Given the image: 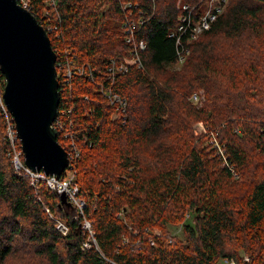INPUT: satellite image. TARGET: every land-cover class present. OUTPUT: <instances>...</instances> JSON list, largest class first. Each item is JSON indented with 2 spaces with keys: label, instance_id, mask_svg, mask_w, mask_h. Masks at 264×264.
<instances>
[{
  "label": "trees",
  "instance_id": "1",
  "mask_svg": "<svg viewBox=\"0 0 264 264\" xmlns=\"http://www.w3.org/2000/svg\"><path fill=\"white\" fill-rule=\"evenodd\" d=\"M27 1L57 54L58 140L95 242L68 200L14 170L0 69V264L15 255L22 264H264V0H228L180 71L168 69L178 59L177 0ZM128 20L146 47L141 64L112 75L114 61L131 57ZM197 88L201 106L190 100ZM106 91L126 99L121 118ZM199 120L207 132L195 135ZM212 132L223 152L211 148ZM176 222L183 238L168 230Z\"/></svg>",
  "mask_w": 264,
  "mask_h": 264
},
{
  "label": "water",
  "instance_id": "2",
  "mask_svg": "<svg viewBox=\"0 0 264 264\" xmlns=\"http://www.w3.org/2000/svg\"><path fill=\"white\" fill-rule=\"evenodd\" d=\"M57 54L48 31L18 0H0L3 99L14 118L26 164L60 178L71 163L53 124L59 114ZM63 201L66 195L61 194Z\"/></svg>",
  "mask_w": 264,
  "mask_h": 264
},
{
  "label": "built area",
  "instance_id": "3",
  "mask_svg": "<svg viewBox=\"0 0 264 264\" xmlns=\"http://www.w3.org/2000/svg\"><path fill=\"white\" fill-rule=\"evenodd\" d=\"M221 1L222 3H220V0H207V3L205 7L202 9L201 13L195 9L196 6L195 8H193L189 3H183V5H181V7L184 10V13L180 17V22L178 23L177 28L174 31H172V35L176 34L177 36V40H176L177 55H178L177 63H183L186 60L187 55L190 52L189 44L193 40H195L201 33L209 29L212 23L217 19L218 15L222 12L224 8L225 0H221ZM52 2L55 3V0H52ZM19 3L28 10H30L29 1L21 0V2ZM128 5H130V3L126 4V6ZM137 25L138 24L133 20L126 21L124 32H125L126 41L132 45L131 57L121 62L114 61L113 64L108 68L110 74L114 75L118 72L124 73L128 71L129 64H132L134 62L136 63L138 62L141 64L140 50H143L146 47V44L143 40L138 41L136 39L135 32ZM184 35L186 37L185 40H183L182 38V36ZM78 71H82V69L79 68ZM73 72L74 71L72 69H68L66 76L71 77ZM105 94L110 99L111 103L116 104V112L114 116L117 118H121V116L126 110V106H127L126 99L120 97L118 93H115L113 91H106ZM200 98L201 95L199 92H194L191 95V99L193 101H199ZM2 99L0 96V101H2ZM2 106L6 113V118H7L6 139L10 143L9 155H11L12 164L16 173L26 177L29 180L30 184L33 186H36L37 184L42 182L43 184H46L49 189L55 190L60 194L64 193L66 195L67 200L76 208L77 215L83 216L82 227L85 230H87L88 239L93 237V242H95L92 221L89 218L85 217L84 209L86 207V200L81 194L80 187L76 182L75 170L71 168L69 165V167H67V169L64 170L61 177L56 178L53 175L47 174L43 169L38 171L30 168L25 162L22 143H21V139L18 136L16 124L12 120L11 113L8 111L3 101H2ZM53 124L58 129V135H59V130L60 128H62L61 121H57V124L56 121H54ZM211 135H212L210 139L211 145L214 148H216L217 151L219 149V151L223 152L222 147L216 140L215 134L212 132ZM47 211H49V208H47ZM57 227L63 233H67L68 227L66 226L65 223L58 221ZM84 247L90 248L91 243L89 241H85ZM245 259L248 260L249 258L245 256ZM223 262L224 263L222 264H235V260L228 258L224 259Z\"/></svg>",
  "mask_w": 264,
  "mask_h": 264
},
{
  "label": "rangeland",
  "instance_id": "4",
  "mask_svg": "<svg viewBox=\"0 0 264 264\" xmlns=\"http://www.w3.org/2000/svg\"><path fill=\"white\" fill-rule=\"evenodd\" d=\"M228 0H225V2H224V7H225V4H226V2H227ZM177 3L179 4V5H183V3H185V0H177ZM197 4H194V5H192V7L193 8H195V6H196ZM203 7H205V4H203ZM197 11H199L200 13L202 12V9L200 8V7H196L195 8ZM224 9V8H223ZM199 37V36H198ZM197 37V38H198ZM196 38V39H197ZM190 53V52H189ZM188 56V55H187ZM184 63V62H183ZM183 63H174L173 65H171V66H168V69L170 70V71H173V70H176V71H180V70H182L183 69ZM250 64H251V62H250ZM197 91H195V92H199L200 93V95H201V98H200V100L199 101H193L192 99H190L195 105H197V106H201V104L206 100V93H205V89L204 88H197L196 89ZM194 93V92H193ZM192 93V94H193ZM2 109H3V106H2ZM4 110V109H3ZM4 114H5V118H4V124H5V129H6V132H7V118H6V113H5V111H4ZM207 124H206V122H204V121H202V120H199V121H197L196 123H195V125H194V134L195 135H199V134H201V132H206V128H207ZM208 144H209V142H208ZM210 145V144H209ZM211 146V145H210ZM211 148H213L214 149V147H212L211 146ZM214 153H215V150H214ZM216 154V153H215ZM214 156H216V155H214ZM212 155H208L207 156V158L208 159H212ZM3 163V162H2ZM234 173V172H233ZM236 177H238L237 175H236ZM83 197H84V195H83ZM85 198V197H84ZM86 199V198H85ZM87 201V200H86ZM85 217L86 218H89V217H87L86 215H85ZM90 219V218H89ZM168 230H170L171 231V233L172 234H174V235H176V236H178V237H180V238H183L184 237V233H183V228H182V225L180 224V222H176V223H170V224H168ZM92 241H93V237H91L90 238ZM242 254H244V256H247L248 258H249V255L248 254H246L245 252H242ZM249 260V259H248ZM222 263H224L223 261H222ZM5 264H22V258L20 259L19 258V256H17V255H15V256H13L12 258H10Z\"/></svg>",
  "mask_w": 264,
  "mask_h": 264
}]
</instances>
